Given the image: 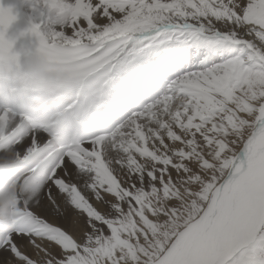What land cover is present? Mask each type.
<instances>
[{
  "label": "bare ground",
  "instance_id": "6f19581e",
  "mask_svg": "<svg viewBox=\"0 0 264 264\" xmlns=\"http://www.w3.org/2000/svg\"><path fill=\"white\" fill-rule=\"evenodd\" d=\"M31 2L32 6H28L26 0H15L26 29L46 46L66 49L92 45L102 49L109 41L124 38L127 41L118 48V55L112 61L114 71L121 70L118 63L123 64L131 57L140 60L141 64L154 62L171 71L183 68L181 77L178 76L174 84H177L176 96L184 100L173 99L176 96H172L173 100L166 101L164 97L148 105L143 112L128 117L122 123L130 121L128 131L122 136L117 135L113 141L94 139L82 144L80 149H70L66 154L55 151L46 161L44 157L52 153L49 137L45 133L27 129L21 119L0 112V264H21L23 260L20 261V254L26 261L39 264L40 258L48 255V251H55L47 242L49 238H40L53 228L61 236L64 235L72 215H78L80 224L86 228V220L95 219L105 224L104 221H115L116 216L125 215L130 203L127 201V205H124L120 198L115 199L109 193L103 195L104 190L116 194L121 192L125 200L132 198L131 195L139 196L138 187H162L160 185L169 179H179L175 181L176 184L185 181L188 178L185 176L187 163L178 170L182 169L179 177L170 173L173 164L169 167L165 163L172 162L169 158L174 154L189 149L181 142L194 141L197 144L200 131L214 128L210 124L206 128L197 127L204 120L213 118L211 107L213 110L222 106L227 108L222 110L225 117L233 109L219 95L226 77L225 66L229 61L216 67L210 74L198 72L215 53L233 55L240 52L257 68L262 67L264 72L263 36L261 32L247 29L243 17L248 11L257 12L264 8V0ZM183 24L188 27L184 28ZM127 32L130 34L127 35ZM136 33L147 36L132 44L128 37ZM250 38L257 41L260 48H256ZM0 40L14 44L16 50L23 49L19 37L9 35L5 27H0ZM197 51L199 54L195 56ZM211 53H214L212 57ZM114 78L125 80L122 76ZM188 92H201L204 98L198 102ZM208 98L217 107L206 104ZM161 101L165 102L166 108L156 109ZM263 103L256 102L251 118V123L254 121L255 125V136L251 137L250 134L248 139L253 150L250 159H253L252 155L264 156ZM134 131L137 132L135 136L131 134ZM248 145L246 142L243 147L246 149ZM155 153L159 158L154 156ZM194 157L197 159L198 156ZM36 162L40 163L38 167H34ZM257 172V168H251L249 178L253 180ZM116 176L125 181L131 180V183L119 186ZM225 181L228 183H223V190L210 193L198 217L175 235L154 264H197L202 253L208 252L211 254L209 260L206 258V264H217L218 260V264H224L233 256L230 250L235 249L236 245L247 244L253 233L252 227L264 212V186L259 180L254 185L253 195L244 198L235 190L253 192L252 186H246L249 182L247 176L230 182L225 178ZM127 190L131 195L125 193ZM178 196L172 197V202H167L170 204L167 208L177 204L178 200L180 203L188 201L183 193ZM93 199L99 200L108 214L101 211L104 215L96 216L91 205ZM161 219L164 221V218ZM236 225L244 226L245 231L243 229L238 234L227 231ZM89 231L94 238L100 232L94 226L89 227ZM229 236L234 237V243L226 250L222 242L227 241L224 237ZM89 244L90 240L82 241L81 247L85 245L86 248ZM64 247L59 241L58 252Z\"/></svg>",
  "mask_w": 264,
  "mask_h": 264
},
{
  "label": "rangeland",
  "instance_id": "374dc122",
  "mask_svg": "<svg viewBox=\"0 0 264 264\" xmlns=\"http://www.w3.org/2000/svg\"><path fill=\"white\" fill-rule=\"evenodd\" d=\"M262 5L264 6V2ZM262 9L257 12L248 11L243 17L246 24L245 27L250 30H256L259 33L261 32L260 34L264 39V8ZM172 15L175 14L173 13ZM251 41L256 48H260L257 41L254 39H251ZM262 53L264 55V49ZM232 56L233 60H231ZM232 56L231 58L229 57L230 59L226 55L217 57L212 61L214 64L210 66V69L203 72L204 74H210L216 67H220L229 61L225 66L226 77L223 79V83L221 82L222 88L219 95L221 98H225L227 103L232 106L233 109H230L232 112L229 110V115L225 117V112H222L225 107H218L216 110L211 107L210 113L213 114V118L204 120L197 127L206 128L210 124L209 126L214 125V128H211V131H200L197 134V144L194 141L192 143L181 142L184 147L188 146L189 149H186L185 152L180 151L174 154L173 157L169 158L172 162H167L166 164V160L164 161L165 165H169V167L173 164L171 168L175 172L171 170L170 173L176 174L175 176L178 177L184 167L183 164L187 163L185 176L188 178L185 181L177 182V184L175 181L179 179H169L160 185L162 187L156 186L149 189L138 187L136 190L140 191L138 193L139 196H133L127 190L125 193H129L132 198L125 200L122 199L125 195L121 192L116 194L112 191L104 190L105 193H102L103 195L109 193L115 199L120 198L124 205H127L128 201L130 203L127 208L128 212L125 215L116 216L115 221L102 220L105 224H101L95 219L93 221L86 220L87 228L80 224L78 215H72L64 235L61 236L53 228L40 238H49V240L46 238L47 242L51 248H55V251H48V255L40 258L39 264H154L166 251L175 235L198 217L210 193L223 179L234 156L241 148L243 142L250 136V132L253 131L255 125L253 124L254 121L251 123L253 120L251 118L255 112L256 102H264V72L262 67L261 69L257 68L253 62L241 54L237 55L234 52ZM175 93L173 96L178 94L176 90ZM188 94L196 98L198 102L204 98L201 92H188ZM177 96L173 99L180 98L182 101L184 100L183 97ZM171 97L169 99L165 98L166 101L173 100ZM205 102L210 106L217 107V104L209 98ZM163 103L156 109H165L166 104ZM261 109L264 110V103ZM129 124V120L124 123L119 136L128 131ZM131 134L135 136L137 132L134 131ZM192 146H194V149ZM196 148L199 153H197ZM194 155L199 158L197 157L196 159ZM154 156L159 158L156 153ZM180 168L182 169L178 171ZM116 179L119 181V186L131 183V180L125 181L122 177L116 176ZM123 191H125L124 188ZM180 193H183L184 197L188 198V201L180 203V200H178L177 204L169 206L168 209L167 206L172 202V197H179ZM95 200L91 201V205L96 216L108 214L106 208L101 206L99 200H96L97 202ZM107 200L111 202L110 199L107 198ZM262 215H264V212ZM262 215L258 216L256 224L251 229L253 232L251 239L247 241V244L236 245L235 249L230 250L233 251V256L229 261L226 260L224 264H264V218ZM161 218H164V221ZM88 226H94L97 231H100L96 238L90 234ZM237 226H233L232 230L228 229L227 231L234 234H238L243 229L245 231L244 226ZM50 238H52V241H50ZM224 239L227 241L222 242V246L223 248L227 247L226 250H228L230 245L234 243V237L229 236L224 237ZM85 240H90V244L86 248L85 245L81 247L82 241ZM59 241L66 247L58 252ZM46 245L49 246L47 243ZM218 245L221 246L220 243ZM79 249H83V251L81 252ZM85 249H89V251L85 252ZM210 254L209 252L207 254L202 253L197 264H206V258H210ZM20 257V261H24V263L21 261V264H32L31 261H26L22 254H20ZM31 258H33V254H31Z\"/></svg>",
  "mask_w": 264,
  "mask_h": 264
},
{
  "label": "water",
  "instance_id": "95a60500",
  "mask_svg": "<svg viewBox=\"0 0 264 264\" xmlns=\"http://www.w3.org/2000/svg\"><path fill=\"white\" fill-rule=\"evenodd\" d=\"M228 175L230 176V174H228ZM231 178H232V176H231ZM227 179H229V182H230L231 179H230V178H227ZM225 182H226V181H225ZM226 183H228V182H226ZM222 185H223V184H222ZM222 185H221V186H222ZM221 186H219L217 189H220Z\"/></svg>",
  "mask_w": 264,
  "mask_h": 264
}]
</instances>
